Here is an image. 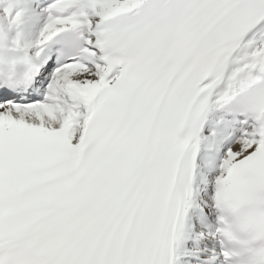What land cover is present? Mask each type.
<instances>
[{
    "label": "snow or ice",
    "instance_id": "snow-or-ice-1",
    "mask_svg": "<svg viewBox=\"0 0 264 264\" xmlns=\"http://www.w3.org/2000/svg\"><path fill=\"white\" fill-rule=\"evenodd\" d=\"M0 264H264V0H0Z\"/></svg>",
    "mask_w": 264,
    "mask_h": 264
}]
</instances>
